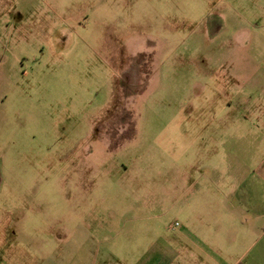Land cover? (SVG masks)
<instances>
[{
    "label": "rangeland",
    "instance_id": "1",
    "mask_svg": "<svg viewBox=\"0 0 264 264\" xmlns=\"http://www.w3.org/2000/svg\"><path fill=\"white\" fill-rule=\"evenodd\" d=\"M229 133L264 146V0H0L8 260L139 256Z\"/></svg>",
    "mask_w": 264,
    "mask_h": 264
},
{
    "label": "crops",
    "instance_id": "2",
    "mask_svg": "<svg viewBox=\"0 0 264 264\" xmlns=\"http://www.w3.org/2000/svg\"><path fill=\"white\" fill-rule=\"evenodd\" d=\"M231 133L223 145L222 175L207 180L215 192L196 188L176 196V218L182 221L173 226L175 233L146 230L139 256L90 264H264V146L237 147ZM196 181L191 178L190 185H200ZM4 216L1 210L0 223ZM2 235L0 230L1 254L15 246ZM1 254L0 264H15L16 255L8 260Z\"/></svg>",
    "mask_w": 264,
    "mask_h": 264
},
{
    "label": "built area",
    "instance_id": "3",
    "mask_svg": "<svg viewBox=\"0 0 264 264\" xmlns=\"http://www.w3.org/2000/svg\"><path fill=\"white\" fill-rule=\"evenodd\" d=\"M179 224H178V222H175L174 224H173V226H178Z\"/></svg>",
    "mask_w": 264,
    "mask_h": 264
}]
</instances>
